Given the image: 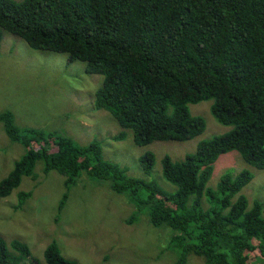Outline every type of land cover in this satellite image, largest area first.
I'll use <instances>...</instances> for the list:
<instances>
[{
    "label": "trees",
    "instance_id": "16d2710c",
    "mask_svg": "<svg viewBox=\"0 0 264 264\" xmlns=\"http://www.w3.org/2000/svg\"><path fill=\"white\" fill-rule=\"evenodd\" d=\"M2 31L31 49L66 54L70 63H85L88 74L103 76L95 108L123 130L116 141L126 131L138 146L191 141L207 124L190 107L210 100L212 116L231 130L201 141L182 160L166 155L163 177L176 188L167 192L105 160L97 140L79 145L58 132L20 129L12 111L1 112L7 136L25 154L0 181V199L24 177L35 179L39 163L45 174L64 176L68 189L86 172L128 199L136 215L147 214L155 228L173 232V264H188L190 256L205 264H264V205L250 206L241 194L253 174L227 173L215 189L208 187L215 163L228 153L264 170V0H0V48ZM139 161L149 174L156 158L147 152ZM29 197L19 193L17 208ZM67 199L65 194L60 211ZM44 259L75 264L56 242ZM0 264L37 261L28 244L0 236Z\"/></svg>",
    "mask_w": 264,
    "mask_h": 264
},
{
    "label": "rangeland",
    "instance_id": "374dc122",
    "mask_svg": "<svg viewBox=\"0 0 264 264\" xmlns=\"http://www.w3.org/2000/svg\"><path fill=\"white\" fill-rule=\"evenodd\" d=\"M102 83L103 76L88 74L85 63H70L66 54L33 50L23 39L2 31L0 113L12 111L20 129L58 132L79 145L97 140L105 160L126 168L132 177L156 181L167 192H175L176 188L163 177L162 159L166 155L182 160L195 152L201 141L231 130L212 116L210 100L190 107L191 113L203 117L207 124L205 132L191 141L138 146L131 131H126L124 140L116 141L123 130L108 112L95 108V91ZM147 152L156 158L149 174L139 161ZM24 154L25 148L9 139L0 122V181ZM244 170L254 178L241 194L250 206L255 201L264 205V170L250 166L237 152L218 159L208 187L215 189L223 175H238ZM35 173V179L24 177L18 189L0 199V236L7 242L18 239L28 244L37 264H47L44 251L54 242L75 264H173L176 260V252L168 250L173 232L155 228L147 214L136 215V207L114 194L107 183L84 172L68 189L65 177L56 171L45 174L42 163ZM19 193L30 194L20 209ZM65 194L68 199L60 211ZM188 264L205 261L190 256Z\"/></svg>",
    "mask_w": 264,
    "mask_h": 264
},
{
    "label": "clouds",
    "instance_id": "9594fccd",
    "mask_svg": "<svg viewBox=\"0 0 264 264\" xmlns=\"http://www.w3.org/2000/svg\"><path fill=\"white\" fill-rule=\"evenodd\" d=\"M34 50V49H33Z\"/></svg>",
    "mask_w": 264,
    "mask_h": 264
}]
</instances>
